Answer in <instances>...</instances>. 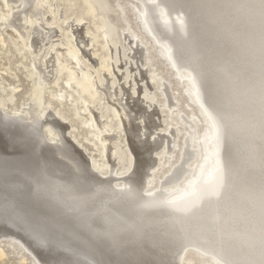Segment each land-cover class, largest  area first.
<instances>
[{
    "label": "bare ground",
    "instance_id": "obj_1",
    "mask_svg": "<svg viewBox=\"0 0 264 264\" xmlns=\"http://www.w3.org/2000/svg\"><path fill=\"white\" fill-rule=\"evenodd\" d=\"M76 1L62 0L64 12L78 14ZM136 1L140 28L203 123L191 171L195 134L189 131L182 135L187 145L150 188L149 172L159 161L168 163L170 151L154 162L150 145L136 140L124 170L135 167L116 183L85 161L52 122L48 131L59 139L47 146L53 138L44 135L36 86L25 111L7 113L0 102V236L38 264H182L187 251L210 264H264V0ZM29 2V13L42 9V0ZM82 3L83 14L93 17L109 7L107 0ZM100 18L112 42L114 26ZM90 37L89 45L97 35ZM78 51L70 50L73 56ZM101 66L109 71L106 60ZM56 67L62 72L64 64ZM92 79L69 73L79 92H89ZM188 120L183 117L193 128Z\"/></svg>",
    "mask_w": 264,
    "mask_h": 264
},
{
    "label": "rangeland",
    "instance_id": "obj_2",
    "mask_svg": "<svg viewBox=\"0 0 264 264\" xmlns=\"http://www.w3.org/2000/svg\"><path fill=\"white\" fill-rule=\"evenodd\" d=\"M76 2V11L80 10L81 14L71 16L72 11L64 12L62 0H42V9H32V13L28 12L29 0H0V102L5 111H25L32 102L36 86H40L44 135L53 138L47 140L55 143L59 139L48 131L47 124L52 122L63 129V138L70 139L99 171L115 178L116 183L131 174L135 167L132 163L127 172L124 170L129 164L128 149L133 150L136 140L150 145L148 152L154 162L170 151L169 162L159 161L153 172H149L147 188L163 180L159 181L161 174L180 154V147L187 145L182 135L189 131L196 135L189 141L193 160L187 168L191 171V164L199 154L196 137L203 123L184 93L182 83L171 74L150 43L151 39L140 28L135 16L138 2L107 0L109 7L98 9L96 17L83 14L82 0ZM101 14L114 26L115 34L110 39L117 47L111 45L105 37V29L99 26ZM93 32L97 37L91 39L93 44L89 45ZM110 45L112 60L108 57ZM71 47L79 50L76 56L71 54ZM105 60L110 65L109 71L101 66ZM60 62L64 68L58 73L55 65ZM70 72L77 80H83L86 73L93 76L89 92L73 88ZM95 75L100 76L101 82H96ZM147 102H152V106ZM116 110L124 127L119 123ZM182 116L192 122L193 128ZM129 128L134 133L132 136ZM106 136L109 138L103 144ZM128 143L130 148H127ZM111 147H115V152ZM135 147L138 151L139 145ZM133 155V162L137 161L134 152ZM110 168L113 172H109ZM9 240L0 236V264H38L26 249H20ZM182 264L210 262L187 251Z\"/></svg>",
    "mask_w": 264,
    "mask_h": 264
},
{
    "label": "water",
    "instance_id": "obj_3",
    "mask_svg": "<svg viewBox=\"0 0 264 264\" xmlns=\"http://www.w3.org/2000/svg\"><path fill=\"white\" fill-rule=\"evenodd\" d=\"M186 15H187V13H185L184 12V17H183V19H184V21H186L187 19H186ZM196 79H198V76H196ZM197 83H198V87H199V94H200V96H201V98H204L203 97V94H202V84L200 83V81L198 80L197 81ZM57 123H58V121H56ZM59 125H60V123H58ZM65 139H66V142L67 143H69V145L76 151V152H78L79 154H80V156L85 160V161H87L88 159L84 156V154L82 153V151H80V149H78V147H76V145L70 140V139H68V138H66V137H64ZM46 144H47V146H53V145H51V143L49 142V141H47L46 142ZM91 168V167H90ZM92 172H93V174L95 175V176H97V177H103L102 175H100L97 171H95V170H91ZM105 178V177H104Z\"/></svg>",
    "mask_w": 264,
    "mask_h": 264
}]
</instances>
